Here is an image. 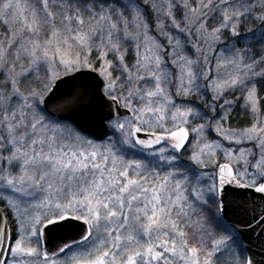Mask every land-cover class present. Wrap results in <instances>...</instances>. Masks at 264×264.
I'll list each match as a JSON object with an SVG mask.
<instances>
[{
    "label": "snow or ice",
    "instance_id": "snow-or-ice-1",
    "mask_svg": "<svg viewBox=\"0 0 264 264\" xmlns=\"http://www.w3.org/2000/svg\"><path fill=\"white\" fill-rule=\"evenodd\" d=\"M0 29V264H264V0H0Z\"/></svg>",
    "mask_w": 264,
    "mask_h": 264
},
{
    "label": "rangeland",
    "instance_id": "rangeland-1",
    "mask_svg": "<svg viewBox=\"0 0 264 264\" xmlns=\"http://www.w3.org/2000/svg\"><path fill=\"white\" fill-rule=\"evenodd\" d=\"M2 34H3V30L0 29V35H2ZM235 124H236V122L234 121V122H233V126H235ZM212 136H213V137L215 136L214 131L212 132ZM225 162H226V160H225V159L223 158V156L221 155V157L219 158V163H225ZM43 195H44V194H41V196L38 197V199H39V198H42ZM41 248H42V244H41Z\"/></svg>",
    "mask_w": 264,
    "mask_h": 264
},
{
    "label": "water",
    "instance_id": "water-1",
    "mask_svg": "<svg viewBox=\"0 0 264 264\" xmlns=\"http://www.w3.org/2000/svg\"><path fill=\"white\" fill-rule=\"evenodd\" d=\"M229 219H232V220H234V219H235V217H231V216H230V217H229ZM41 243H42V248H43V247H45V245L43 244V242H41ZM48 247H49V248H51V244H49V245H48Z\"/></svg>",
    "mask_w": 264,
    "mask_h": 264
}]
</instances>
